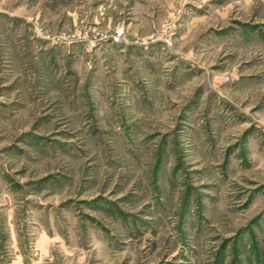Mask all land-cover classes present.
I'll return each mask as SVG.
<instances>
[{
  "label": "rangeland",
  "instance_id": "obj_1",
  "mask_svg": "<svg viewBox=\"0 0 264 264\" xmlns=\"http://www.w3.org/2000/svg\"><path fill=\"white\" fill-rule=\"evenodd\" d=\"M0 264H264V0H0Z\"/></svg>",
  "mask_w": 264,
  "mask_h": 264
}]
</instances>
